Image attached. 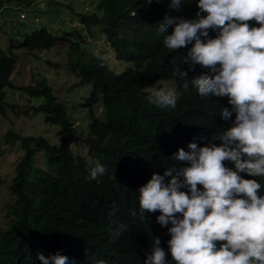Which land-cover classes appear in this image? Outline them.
Wrapping results in <instances>:
<instances>
[{"label": "trees", "instance_id": "1", "mask_svg": "<svg viewBox=\"0 0 264 264\" xmlns=\"http://www.w3.org/2000/svg\"><path fill=\"white\" fill-rule=\"evenodd\" d=\"M88 1H92V8L76 1V6L84 8L80 10L74 8L73 2L61 0H49L45 9L40 3L34 4L35 0H0V7L13 2L17 8L30 7L47 14L44 26L24 34L20 40L8 35L6 49L0 44L2 112L9 104L4 100L5 88L15 87L10 78L17 61L15 49H48L61 41L68 46L66 63L79 77L75 84L91 85L82 101L88 117V133L84 137L87 156L74 153L77 126L51 85L38 80L16 87L31 97H43L39 104L27 103L31 109L43 111L46 121L59 125V143H51L42 134L27 135L12 128L2 134L5 142L19 141L23 155L8 183L15 199L7 205L12 214L9 223L0 226V264H42L38 253L45 257L59 253L68 257V264H145L157 238L168 251L167 241L171 237L167 227L156 219L160 213L139 216L138 188L154 172L162 175L165 169L179 163L173 155L180 148L188 151L186 142H192L184 135L186 130L206 116L208 103L213 105L221 99L198 95L191 80L206 74V70L199 65L190 70L191 66L185 63L187 48H166V33H158L159 23L166 16L194 19L197 0L182 3L178 11L169 7V0L159 4L155 0L150 4L149 0ZM4 8L0 9L2 18L9 15ZM67 10L76 14L79 24H49L59 19L60 11ZM25 17L26 13L20 18ZM3 20L0 19V25ZM102 32L113 55L130 62L120 72L110 69V57L104 59L102 52L93 49L105 47L97 40L102 39ZM171 32L172 26L168 29ZM209 35L214 38L217 33ZM91 38L97 40L93 47L88 46ZM82 39L90 51L82 47ZM183 69L187 71L186 78L181 75ZM160 78L176 79L180 96L175 108L150 103L152 90L145 87ZM15 106L19 111L20 104ZM40 148L45 152V167L36 165ZM87 157L92 159V166H88ZM97 163L107 171L98 181L89 180L90 170ZM262 181L264 184V178ZM258 194L264 196V185ZM114 206L118 211L112 215ZM132 211L137 212L135 217L130 215ZM117 222L128 225V229L113 241L110 229ZM168 264H174L173 260H168Z\"/></svg>", "mask_w": 264, "mask_h": 264}, {"label": "clouds", "instance_id": "2", "mask_svg": "<svg viewBox=\"0 0 264 264\" xmlns=\"http://www.w3.org/2000/svg\"><path fill=\"white\" fill-rule=\"evenodd\" d=\"M184 2L169 0V7L178 11ZM197 8L194 19L166 16L158 33H166V48H187L190 70H206L191 80L198 95L221 99L208 103L206 116L186 130L192 142L185 141L188 151L173 155L179 163L162 175L154 172L138 188L139 216L159 212L156 219L171 237L166 252L155 239L145 264H264V196L258 194L264 185V0H197ZM181 75L186 78L187 71ZM175 82L178 95L174 87H154L150 103L175 108ZM106 171L97 163L89 180L98 181ZM117 211L114 206L111 214ZM127 229L117 222L110 229L113 241ZM37 258L68 264L59 253Z\"/></svg>", "mask_w": 264, "mask_h": 264}, {"label": "rangeland", "instance_id": "3", "mask_svg": "<svg viewBox=\"0 0 264 264\" xmlns=\"http://www.w3.org/2000/svg\"><path fill=\"white\" fill-rule=\"evenodd\" d=\"M62 2H73L74 8L84 10L80 5L76 6L77 0H61ZM83 2V7L88 6L93 7L92 1L80 0ZM40 3L42 9L46 8L49 4V0H35V3ZM10 6H6L9 15L4 14V18L0 17L1 20L4 19L5 22H1L0 25V44L4 49L8 47V38L10 36L14 37L16 40H20L22 36L35 28L44 26L45 18L47 14L42 11H34L32 8H20L15 7V4L8 3ZM22 9V10H21ZM26 13L25 18H20L19 11ZM35 15H38V19H35ZM9 17V19H8ZM56 20V19H55ZM53 20L50 25L73 27L80 23L77 19L75 13L70 10L60 11V17L58 20ZM58 21V22H57ZM5 24V27L2 26ZM97 28H102L101 24H96ZM78 31L80 29H77ZM97 36V35H96ZM102 39L98 38V42L105 46L104 48H98L97 46L93 49L100 51L104 54L101 55L104 59L105 57H110L108 66L111 70L115 72H120L128 65L130 62L122 59L116 58L113 53L109 43L106 41L104 34L102 32ZM90 46L97 44V40H92ZM82 47L88 52L90 51L84 43L83 39L81 41ZM67 50L68 46L58 41L52 47L45 49L40 48L33 51H28L22 48L15 49L17 54V61L11 71V82L15 87H6L4 100L7 103L4 106V111L0 110V226H6L12 214L8 213L7 205L12 203L15 199L14 194L9 190L8 183L15 173L16 162L22 157L23 150L21 148L20 142L15 143L5 142L2 138V134L12 128L18 133L22 134H42L51 143L58 144V129L59 125L56 123H50L45 119V113L41 110L31 109L27 101L32 103H41L43 101L42 96L31 97L25 92L17 89V86L27 85L35 83L38 80H43L53 87V92L56 94L57 98L63 101L67 107V111L77 126L78 134L75 141L72 144V149L75 154H80L87 156V145L85 143V134L88 133V117L86 111L82 105L83 99L87 96L91 89L90 84H75L79 77L74 73L72 68L67 65ZM49 61L54 62L50 64ZM57 64V65H55ZM32 72L35 73L34 79L32 78ZM163 82H171L163 83ZM162 83L156 87L157 84ZM75 84V85H74ZM163 89L165 91H170L173 87L175 93L178 95L176 90V82L173 78L171 79H158L152 82L151 85L145 87L146 90H152L153 88ZM157 89V90H158ZM10 103L14 104V107ZM15 104H20L19 111ZM98 113L101 111V107L97 106ZM88 159V166H92V159ZM36 165L45 167L46 157L44 149L40 148L37 151L35 157Z\"/></svg>", "mask_w": 264, "mask_h": 264}, {"label": "crops", "instance_id": "4", "mask_svg": "<svg viewBox=\"0 0 264 264\" xmlns=\"http://www.w3.org/2000/svg\"><path fill=\"white\" fill-rule=\"evenodd\" d=\"M2 8H4V6L3 7H0V9H2ZM3 10V9H2ZM1 13V12H0ZM4 16V15H3ZM3 22H5L4 20H3ZM2 26H4L5 27V24H2Z\"/></svg>", "mask_w": 264, "mask_h": 264}, {"label": "built area", "instance_id": "5", "mask_svg": "<svg viewBox=\"0 0 264 264\" xmlns=\"http://www.w3.org/2000/svg\"><path fill=\"white\" fill-rule=\"evenodd\" d=\"M20 16H21V17H24V13H23V12H20Z\"/></svg>", "mask_w": 264, "mask_h": 264}]
</instances>
